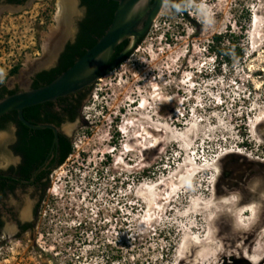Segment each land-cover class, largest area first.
I'll use <instances>...</instances> for the list:
<instances>
[{
    "label": "rangeland",
    "instance_id": "1",
    "mask_svg": "<svg viewBox=\"0 0 264 264\" xmlns=\"http://www.w3.org/2000/svg\"><path fill=\"white\" fill-rule=\"evenodd\" d=\"M58 3L5 15L4 48L35 38L0 87L30 85ZM76 10L67 44L87 16ZM106 16L95 3L91 29ZM228 28L246 35L248 55L216 74L206 47ZM74 125L33 238L0 244V264H264V0H167L88 89Z\"/></svg>",
    "mask_w": 264,
    "mask_h": 264
},
{
    "label": "flooded vegetation",
    "instance_id": "2",
    "mask_svg": "<svg viewBox=\"0 0 264 264\" xmlns=\"http://www.w3.org/2000/svg\"><path fill=\"white\" fill-rule=\"evenodd\" d=\"M36 2L38 0H0V28L6 14ZM65 49L66 46L53 67L34 72L29 79L30 87L34 88L37 81L42 83V78L59 65ZM21 89L1 86L0 99ZM87 92L88 88L68 99L45 102L40 107L23 111L31 123L54 126L57 141L53 128L27 126L19 119L17 111L0 117V133L3 134L0 137V244H7L12 239L33 238L54 172L71 154L74 122L83 103L79 98ZM66 124L72 127L66 128ZM4 137L6 139L2 141Z\"/></svg>",
    "mask_w": 264,
    "mask_h": 264
},
{
    "label": "water",
    "instance_id": "3",
    "mask_svg": "<svg viewBox=\"0 0 264 264\" xmlns=\"http://www.w3.org/2000/svg\"><path fill=\"white\" fill-rule=\"evenodd\" d=\"M77 3L78 0H74ZM117 2L113 19L105 33L97 42L65 71L60 73L51 82L36 88L23 86L21 90L0 99V117L10 111H17L19 119L32 128H53L55 141L58 140L57 130L50 124H34L28 121L23 111L27 107L55 101L83 89H89L97 80L115 69L124 56L130 53L150 30L154 21L162 11L167 0H113ZM72 15L71 27L75 14ZM71 27L68 33L62 32L58 50L50 64L32 69L27 79L34 72L53 66L71 39ZM127 41L124 48L113 59L116 48Z\"/></svg>",
    "mask_w": 264,
    "mask_h": 264
},
{
    "label": "trees",
    "instance_id": "4",
    "mask_svg": "<svg viewBox=\"0 0 264 264\" xmlns=\"http://www.w3.org/2000/svg\"><path fill=\"white\" fill-rule=\"evenodd\" d=\"M81 2L87 8V16L81 24L80 33L78 35L77 40L74 43H69L66 45V49L64 51V54L61 56V61L59 62V65L50 70L47 75L44 76V79L42 78V83H39V81L35 82L34 88L51 82L60 73L68 69L76 61L77 58L81 57L88 48L92 47L97 42V40L105 33V31L109 27L117 7V2L113 0H81ZM95 3H98V6L100 8H105L107 10L106 19L101 24L99 30L91 29L96 23L94 20H90L91 8L93 7V5H95ZM91 22L92 24L89 26V23ZM143 38L144 37L139 40L138 44L142 41ZM126 43L127 41H124L116 48V52L113 59L124 48ZM245 44L246 35L243 33L238 34L232 31L230 28H228L225 32L222 33H214L211 36L209 43L206 47V51L208 54L207 56L214 61L211 70L214 71L216 74H220L226 66H230L232 68L237 63H244L246 60V56L248 55ZM129 55L130 53L126 54L118 65L122 64L128 58ZM18 67L19 66H16L13 71L17 70ZM12 93L14 92H11L10 94ZM75 95L76 94H73V96ZM85 95L86 94H82L80 96L79 102H82L84 100ZM69 97L71 96H66L61 99L64 100L68 99ZM42 104L27 107L24 109V111L33 108L35 109L37 107H40ZM71 151L72 145L70 146L69 152Z\"/></svg>",
    "mask_w": 264,
    "mask_h": 264
},
{
    "label": "bare ground",
    "instance_id": "5",
    "mask_svg": "<svg viewBox=\"0 0 264 264\" xmlns=\"http://www.w3.org/2000/svg\"><path fill=\"white\" fill-rule=\"evenodd\" d=\"M59 13L57 16V21L59 23V28L55 29L51 34V37L48 43L44 44L45 56L40 59V61H35L30 65L33 69L38 68L40 66H46L51 63L53 60L56 51L58 50L59 40L62 36V32L68 33L71 23H72V15L76 11V3L74 0H59ZM257 25V21L255 22V27ZM253 26V25H252ZM29 70L27 73H29ZM241 228V227H240Z\"/></svg>",
    "mask_w": 264,
    "mask_h": 264
},
{
    "label": "built area",
    "instance_id": "6",
    "mask_svg": "<svg viewBox=\"0 0 264 264\" xmlns=\"http://www.w3.org/2000/svg\"><path fill=\"white\" fill-rule=\"evenodd\" d=\"M2 32L3 31H1L0 36L9 37L11 35L9 34V32L4 33V34ZM19 37L21 39L20 44L22 45L20 47L22 49L20 50V52H18V47H16L15 44H12L11 40L6 42L8 45L7 48H4L5 46L4 40H0V42L2 43L0 44V76L1 77L6 72L14 69L16 66L23 63L22 61L23 53L24 55L27 54L26 48L28 47V45L26 44V42L29 40V38H30V42L34 43V38H35L34 34H30V37H28V40H25V38H27V35L25 34L19 35Z\"/></svg>",
    "mask_w": 264,
    "mask_h": 264
}]
</instances>
